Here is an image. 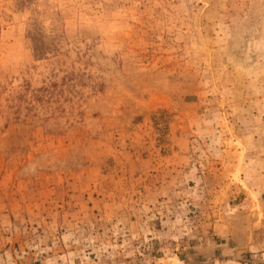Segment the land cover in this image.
Masks as SVG:
<instances>
[{
  "label": "rangeland",
  "instance_id": "obj_1",
  "mask_svg": "<svg viewBox=\"0 0 264 264\" xmlns=\"http://www.w3.org/2000/svg\"><path fill=\"white\" fill-rule=\"evenodd\" d=\"M0 264H264V0H0Z\"/></svg>",
  "mask_w": 264,
  "mask_h": 264
}]
</instances>
